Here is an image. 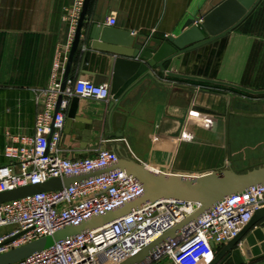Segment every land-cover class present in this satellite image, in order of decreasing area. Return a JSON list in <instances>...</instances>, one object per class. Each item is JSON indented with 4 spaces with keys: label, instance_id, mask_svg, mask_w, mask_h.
I'll return each instance as SVG.
<instances>
[{
    "label": "crops",
    "instance_id": "1",
    "mask_svg": "<svg viewBox=\"0 0 264 264\" xmlns=\"http://www.w3.org/2000/svg\"><path fill=\"white\" fill-rule=\"evenodd\" d=\"M221 1L90 0L68 85L83 79L111 87L115 56L91 46L89 24L97 22L133 35L167 40L182 34L189 19H196L199 25ZM74 3L0 0V165L9 162L5 156L8 132L35 134L37 117L45 109L38 91L48 86L57 55L62 59V82L75 35L70 19ZM111 14L116 15L115 26L106 22ZM172 71L263 91L264 0L231 32L185 53ZM113 102L80 98L78 115L93 120L92 138L83 147L82 136L67 117L63 155L85 158L103 144L119 158H133L156 171L187 175L227 168L246 170L264 163V95L175 78L155 68L132 84L118 104ZM110 109L123 115L116 125L107 123ZM104 117L101 126L99 120ZM119 132L123 137H114ZM259 227L264 231V221ZM258 244L260 253L245 257L246 264H264V240Z\"/></svg>",
    "mask_w": 264,
    "mask_h": 264
},
{
    "label": "built area",
    "instance_id": "2",
    "mask_svg": "<svg viewBox=\"0 0 264 264\" xmlns=\"http://www.w3.org/2000/svg\"><path fill=\"white\" fill-rule=\"evenodd\" d=\"M83 2L75 0L70 14L73 34ZM106 22L115 26L116 15L111 14ZM61 60L57 55L48 86L38 91L45 109L37 117L35 134L7 133L10 143L5 147V156L9 162L0 165V193L44 183L54 177L92 172L119 160L103 144L94 155L85 158L63 155L62 132L70 100L92 98L108 104L113 96L108 84L83 79L62 91ZM60 95L63 99L54 118ZM143 191L139 180L118 169L59 190L5 202L0 205V254L113 210L139 197ZM199 205L181 199L146 204L100 228L56 242L15 264H121L195 212ZM262 207L264 184L231 194L140 264H157L166 259L170 264H206L214 256L212 244L221 246L237 237Z\"/></svg>",
    "mask_w": 264,
    "mask_h": 264
},
{
    "label": "water",
    "instance_id": "3",
    "mask_svg": "<svg viewBox=\"0 0 264 264\" xmlns=\"http://www.w3.org/2000/svg\"><path fill=\"white\" fill-rule=\"evenodd\" d=\"M260 1L223 0L201 18L199 25H196V19H189L183 28L182 34L178 37H169L167 40L142 34L133 35L129 30L106 27L97 22L89 24L87 34L90 38L91 46L108 51L115 56L111 79L113 103L118 104L123 93L132 84L143 76L150 75L152 69L155 68H160L167 75L175 78L227 85L248 94L264 95V90L253 91L231 83L172 71L174 63L181 61L185 53L225 36L235 29L255 9ZM89 2L90 0H84L83 2L73 43L64 69L61 82L62 91L69 83V75L81 40ZM167 63L169 65L165 67ZM186 91V89H181V92ZM62 99L63 96L60 95L57 100L54 118L60 109ZM79 106L80 98L73 97L67 113L68 123L70 126L74 124L76 134L79 137L81 135L82 141L85 143L82 146L86 147L92 138L94 122L93 120L87 121L83 117H79ZM121 116L123 115L118 111H114V109L111 111L110 109L106 116L108 125H116L117 119ZM104 119L105 117L99 120L101 126L105 124ZM51 129L53 132V125ZM96 136V138H99L100 135ZM114 137L122 138L123 133L119 132ZM118 169L125 170L141 182L144 189L142 195L113 210L94 215L78 225H67L51 235L41 237L2 253L0 254V264H15L36 252L54 245L56 242L100 228L127 213L140 209L146 204L166 199H181L199 203L200 205L195 212L121 263L140 264L147 260L166 241L177 237L185 227L196 222L201 215L210 211L225 197L244 191L251 186L264 184V163L246 170L227 168L202 175H187L160 172L133 158H119L116 163L92 172L64 176L63 178L54 177L44 183L30 184L1 192L0 205L35 193L59 190L63 186L74 185L88 178ZM262 221H264V207L258 209L239 235L227 242L222 248L216 250V247L212 244L216 253L206 264H246L245 257L250 258L251 253L255 255L260 253L261 245L258 243L264 240V231L260 227H256ZM241 242L242 244L240 245Z\"/></svg>",
    "mask_w": 264,
    "mask_h": 264
},
{
    "label": "rangeland",
    "instance_id": "4",
    "mask_svg": "<svg viewBox=\"0 0 264 264\" xmlns=\"http://www.w3.org/2000/svg\"><path fill=\"white\" fill-rule=\"evenodd\" d=\"M157 264H170V262H169V260L166 259V260H163Z\"/></svg>",
    "mask_w": 264,
    "mask_h": 264
},
{
    "label": "bare ground",
    "instance_id": "5",
    "mask_svg": "<svg viewBox=\"0 0 264 264\" xmlns=\"http://www.w3.org/2000/svg\"><path fill=\"white\" fill-rule=\"evenodd\" d=\"M204 262H205V261H204ZM204 262H203V263H204Z\"/></svg>",
    "mask_w": 264,
    "mask_h": 264
}]
</instances>
